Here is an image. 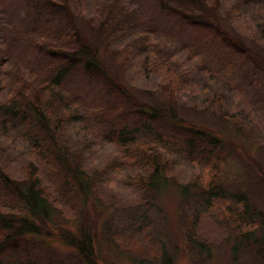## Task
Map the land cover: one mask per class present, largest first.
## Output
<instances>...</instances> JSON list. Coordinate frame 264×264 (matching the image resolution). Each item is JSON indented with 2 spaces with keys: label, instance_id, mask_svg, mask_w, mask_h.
<instances>
[{
  "label": "trees",
  "instance_id": "obj_1",
  "mask_svg": "<svg viewBox=\"0 0 264 264\" xmlns=\"http://www.w3.org/2000/svg\"><path fill=\"white\" fill-rule=\"evenodd\" d=\"M7 2L9 10H0V264H99L93 240L100 234L84 219L94 209L112 217L100 236L126 256L127 239L149 238L151 204L162 192L157 182L168 186L171 171L169 160L161 168L157 161L167 156L176 158L174 167L195 164L208 173L195 175L198 192L186 185L179 192L198 202L182 219L192 260L204 264L197 256L209 257L215 246L213 235L208 242L201 234L208 220L233 239L230 264H264V216L247 188L264 191L261 160L248 157L226 184L221 176L231 175L232 163L223 131L182 112L204 104L212 120L232 125L252 149L262 146L264 122L255 121L236 89L257 84L254 76L264 79V0H235L230 9L228 0ZM182 33L196 43L179 42L178 52L196 61L184 67L176 57L172 69V55L158 45ZM13 50L37 62L20 68ZM159 60L164 68L150 69ZM243 68L247 81L235 74ZM160 82L165 95L146 91ZM106 146L123 160L103 164ZM102 165L104 176L95 173ZM120 174L122 183L111 187ZM223 209L225 219L212 212ZM67 222L78 225L70 231ZM52 240L72 255L53 249ZM162 251L155 262L138 253L127 260L172 264Z\"/></svg>",
  "mask_w": 264,
  "mask_h": 264
},
{
  "label": "rangeland",
  "instance_id": "obj_2",
  "mask_svg": "<svg viewBox=\"0 0 264 264\" xmlns=\"http://www.w3.org/2000/svg\"><path fill=\"white\" fill-rule=\"evenodd\" d=\"M228 1V3L230 4L227 3L225 7L226 9H230L233 3L235 2V0ZM7 3V0H0V10L7 12L9 10V8L6 7ZM241 9L242 8L239 7L238 11H241ZM240 16H243V14L241 13ZM228 25H230V22H228ZM233 29L234 32L237 33L238 26H235V22L233 24ZM182 41L189 42L190 37L187 34L182 33L178 40L172 38L170 40H164L158 45V50L164 51L163 54L166 53L165 57L172 55V59L170 61L171 65H169L172 69H174V67H176V64L178 63H181V65L184 67L190 65L193 66L194 62L196 61V57H194L192 53L178 52L179 49L177 48V44L179 42L182 43ZM192 42L195 41L192 40L189 43ZM261 47L264 49V44H262ZM13 53L14 56L17 58L18 62L20 63V68L27 66L30 62H37V60L33 58H26L23 56L19 57V55H17L16 50H13ZM174 54H176L177 56L174 57ZM151 55L152 58L156 61V55ZM176 57L177 60H180L174 65V58L176 59ZM209 60V57H207L206 59L201 57L200 64L210 65ZM155 66H157L159 69L164 68L161 60L157 61L155 64L150 66V69ZM245 69L246 68L241 69V71H236L240 72L242 75L238 73L235 74L238 75L242 80L247 81V79H245ZM16 70V67L12 69L11 74H16ZM232 75H234V73H232ZM253 81H256L258 83L256 84L251 81V83H253L252 85H245L242 89H235L238 93V97H241L245 104H247L253 110V114H255V121L264 122V79L261 80L259 76H254ZM155 83L157 84V81ZM161 85H164V83L160 82V86L157 85V89H153V86L150 85L148 88H146V91L161 93L162 95H165V90L161 87ZM139 92L141 93V91ZM203 106L204 104L202 105V107ZM187 107L188 106H185L182 109V112L187 114L191 120L199 122L201 124L206 123L208 125H211V123H213L214 127L217 130L223 131V137H225V140L227 141V143L225 141V144L228 145V148L225 151L228 152L227 154H230L229 158L230 162L232 163L227 167L230 170L231 175L224 173L223 176H221V179L226 184H228V182H231L232 178L235 177L232 174H236V176L237 174L239 175V173L240 175L242 174L243 165L248 157H253L255 160L257 159V161L260 159L261 161L259 162L261 163V168L264 173V142L262 143V146L260 148L258 147L259 149H252L249 143L245 141L239 133H236L237 130H235L232 125L224 124L219 120L215 121L216 117H214V119L212 120L210 113L205 110L203 111L202 107H199L201 108L200 110L195 109V111H192ZM206 121H209V123H207ZM116 151L117 149H112L111 146L104 147L103 150H101V152L103 153V164L108 163L107 165H113L116 162L118 163L120 160H123H115L117 158L115 156ZM175 159L176 158L174 157L167 156L162 159V161H157V164L160 168L163 167L168 162V160L170 161L169 167L171 168V171L170 173H168V186L166 185V187H164V185L162 184V180L157 182V186L162 189V192L153 198L151 204L153 209L149 212V220L152 221L153 225L148 231L149 238L146 236H133L132 238L127 239L126 242L122 244V248L125 249V252L127 251V254H125L126 256L121 255L117 247L109 245V242L105 240L106 238L104 237L105 239H103L100 236H103L102 232L100 231L101 223L110 221V218L112 217L108 215L100 216V214H98V211L95 209L92 212H89L90 214L85 215L84 219L86 220V222L90 221L91 224H96L98 229V235L100 234L96 239L93 240L95 250H97V258L99 260V264H130L127 260V256L136 255L133 253H138L140 257L147 261L155 262L159 260V257L163 252V248H165V252L171 258L172 264H196L192 260V258H194V255H190L189 252L185 251L184 249L186 247L182 234V219L185 216V210H190V208L192 209V207L198 204V202H196L193 197L191 199L184 200L180 196L179 192L182 185L189 186L188 188L190 189L191 194L198 192L199 190H196L197 186H195V183L197 184L198 182L196 181L197 178H194L195 175L203 173L205 175L202 176L204 178H208V173L206 172V170L205 172L201 171L200 168H198V166L195 164L180 163V166L174 167ZM106 167L108 166L102 165L95 171V173L101 174L104 172L103 176L106 175L108 171L104 170ZM12 169H14V167ZM136 172L139 173V170H136ZM140 174L141 172L139 173V176ZM259 175L261 176V172ZM123 178L124 176L120 174L118 176V180L112 181L110 186L116 187L118 184L122 183L121 179ZM225 183L224 185L226 186ZM247 186V188H249L250 199L252 204L254 205L256 210L260 211L264 216V191L261 190L262 186ZM127 198L128 197L125 198V201L127 200ZM230 202L231 201L227 199L225 203H227V205H230L231 207ZM128 203L130 202L128 201ZM232 206L233 208H237L234 205ZM212 212L217 215H220L223 219H225L227 216V213L224 212V209L221 212L219 210H214ZM82 218L83 215L81 216V219ZM56 222L61 223V219L58 218L57 220H55V223ZM75 225H78V223L74 224L73 222H67L66 229H69L71 231ZM221 232L222 229H217L213 225V223L211 224L208 220H204V222L201 223V234L205 236L207 241L210 242V235H213L215 238V240H213L215 246L212 249L211 255L209 257L200 255L197 256L199 260L202 259L204 261V264H230V240L233 241V239L229 238L226 235L223 236ZM162 238L165 242V245L160 243V240H162ZM226 240L228 241L225 242ZM49 246H51L53 249H58L63 256L72 255L68 248H66L63 244L57 242L56 240H52Z\"/></svg>",
  "mask_w": 264,
  "mask_h": 264
}]
</instances>
